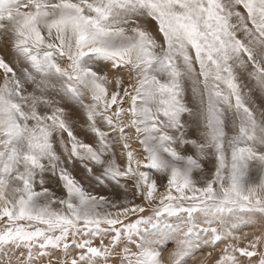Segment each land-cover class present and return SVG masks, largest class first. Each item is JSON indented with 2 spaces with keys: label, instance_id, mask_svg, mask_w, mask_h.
I'll return each instance as SVG.
<instances>
[{
  "label": "snow or ice",
  "instance_id": "snow-or-ice-1",
  "mask_svg": "<svg viewBox=\"0 0 264 264\" xmlns=\"http://www.w3.org/2000/svg\"><path fill=\"white\" fill-rule=\"evenodd\" d=\"M0 43V264H264V0H0Z\"/></svg>",
  "mask_w": 264,
  "mask_h": 264
},
{
  "label": "rangeland",
  "instance_id": "rangeland-1",
  "mask_svg": "<svg viewBox=\"0 0 264 264\" xmlns=\"http://www.w3.org/2000/svg\"><path fill=\"white\" fill-rule=\"evenodd\" d=\"M241 11H243V9H241ZM193 57L195 55V53H192ZM0 56H3L6 60H10L13 61L15 60L14 58V54L11 52L10 47L3 45L2 43H0ZM197 67V71H198V65ZM2 70H0V82H2ZM187 101L190 103H195L192 100V93H191V85H188V90H187V97H186ZM260 101L257 100V105L259 106ZM127 107V105H126ZM258 112H259V107H258ZM76 121H77V127L79 129V127L82 124L81 118L79 117L78 114H74L73 117ZM81 138L82 139H87V137H84L83 134L81 133ZM137 144L133 143V148H136ZM117 158L123 160V157L120 156L119 150H117ZM75 174L77 175L78 178L82 179L84 181V186L93 194H97V195H105L107 197H111V198H116L119 200L120 203H128L129 201L132 200V195L130 192H125L124 189L119 188L115 182H100L98 183L96 180L95 176H92L90 179H86L85 178V173L81 170V166H77L76 169H74ZM163 183V181H162ZM49 187H52L53 189H55L57 191V194H61L60 190L56 187L55 183H50ZM136 203H141V200L139 198L136 199L135 201ZM247 232L249 235V238L253 237L254 235H261L264 234V222H260L258 221L256 224L254 225H250L247 226L245 228H243L240 232V235L243 237V233ZM157 245L158 250L162 249L163 253H164V258L165 261H167V253L169 251H171L173 245L168 244L167 246H165V242L164 241H157ZM224 245L221 244L220 248H223ZM261 250H264V248H262ZM205 253L208 251V249H204ZM219 252V249H217L215 252H213L212 254V259H215V257L217 256ZM111 264V262H110ZM187 264H207V260L205 258V256H201V255H197L196 259H189L187 261Z\"/></svg>",
  "mask_w": 264,
  "mask_h": 264
},
{
  "label": "bare ground",
  "instance_id": "bare-ground-1",
  "mask_svg": "<svg viewBox=\"0 0 264 264\" xmlns=\"http://www.w3.org/2000/svg\"><path fill=\"white\" fill-rule=\"evenodd\" d=\"M257 114H258V112H257Z\"/></svg>",
  "mask_w": 264,
  "mask_h": 264
}]
</instances>
